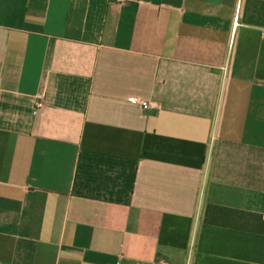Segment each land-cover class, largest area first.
I'll list each match as a JSON object with an SVG mask.
<instances>
[{
  "label": "crops",
  "instance_id": "1",
  "mask_svg": "<svg viewBox=\"0 0 264 264\" xmlns=\"http://www.w3.org/2000/svg\"><path fill=\"white\" fill-rule=\"evenodd\" d=\"M0 264H264V0H0Z\"/></svg>",
  "mask_w": 264,
  "mask_h": 264
},
{
  "label": "built area",
  "instance_id": "2",
  "mask_svg": "<svg viewBox=\"0 0 264 264\" xmlns=\"http://www.w3.org/2000/svg\"><path fill=\"white\" fill-rule=\"evenodd\" d=\"M116 1L122 2L123 0H116ZM129 101L131 103L141 105L144 110H147L149 108V106H150L148 102H146V101H144V100H142V99H140L138 97H130L129 98ZM38 106L41 107L42 105L39 104Z\"/></svg>",
  "mask_w": 264,
  "mask_h": 264
}]
</instances>
